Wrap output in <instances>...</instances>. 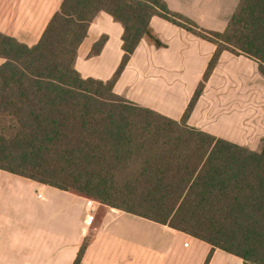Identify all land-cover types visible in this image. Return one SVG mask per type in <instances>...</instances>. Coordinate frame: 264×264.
<instances>
[{
    "label": "trees",
    "instance_id": "1",
    "mask_svg": "<svg viewBox=\"0 0 264 264\" xmlns=\"http://www.w3.org/2000/svg\"><path fill=\"white\" fill-rule=\"evenodd\" d=\"M101 12L124 29V55L108 81L85 79L75 67ZM155 16L217 47L180 120L114 91L142 39L163 46L150 24ZM179 18L166 0H63L33 46L0 32V170L264 264V139L256 152L188 125L223 51L255 60L264 77V0H239L223 32Z\"/></svg>",
    "mask_w": 264,
    "mask_h": 264
},
{
    "label": "crops",
    "instance_id": "2",
    "mask_svg": "<svg viewBox=\"0 0 264 264\" xmlns=\"http://www.w3.org/2000/svg\"><path fill=\"white\" fill-rule=\"evenodd\" d=\"M63 0H0V32L36 44ZM184 14L183 0H166ZM239 0H231L223 32ZM181 7H178V6ZM185 15V14H184ZM163 46L142 39L115 84L119 96L180 120L203 81L216 45L161 17L151 19ZM213 29H217L216 27ZM123 26L106 12L91 23L75 67L83 78L110 80L123 55ZM105 39L100 52L94 46ZM5 59L0 57V66ZM188 125L259 152L264 139V77L258 63L223 51ZM0 264H244L233 254L189 234L126 213L72 191L0 170ZM23 201L14 210L7 196ZM44 201L32 208L29 196ZM5 196V198H4ZM5 202V203H4ZM20 208L22 210L20 211Z\"/></svg>",
    "mask_w": 264,
    "mask_h": 264
},
{
    "label": "rangeland",
    "instance_id": "3",
    "mask_svg": "<svg viewBox=\"0 0 264 264\" xmlns=\"http://www.w3.org/2000/svg\"><path fill=\"white\" fill-rule=\"evenodd\" d=\"M183 3L184 5L182 10L185 15L175 12L177 15H179V19L183 23L196 26L204 31L215 32L217 30H220L219 28H222L231 5V0H183ZM215 27L217 29H213ZM5 184V181H2V183L0 184V189L1 185ZM6 191V198L4 196L5 202L10 196L9 191ZM28 196L30 199L29 203L32 208H39V206L44 202L41 199L37 198V192H32L31 194H28ZM9 204L13 206L14 210H17L19 207L23 206L24 202L19 201L18 195L13 193L9 198ZM22 208H20V211L22 210Z\"/></svg>",
    "mask_w": 264,
    "mask_h": 264
}]
</instances>
